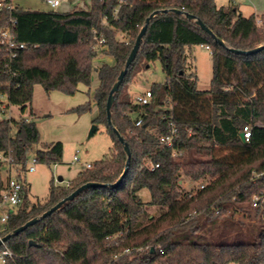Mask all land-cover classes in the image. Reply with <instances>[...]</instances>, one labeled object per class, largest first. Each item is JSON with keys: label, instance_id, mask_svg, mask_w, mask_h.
Segmentation results:
<instances>
[{"label": "trees", "instance_id": "1", "mask_svg": "<svg viewBox=\"0 0 264 264\" xmlns=\"http://www.w3.org/2000/svg\"><path fill=\"white\" fill-rule=\"evenodd\" d=\"M90 2L87 9L59 13L25 10L13 6L11 0H0L4 4L0 29L16 20V41L26 45L6 68L5 47L0 43V94L25 113L36 84L47 93L74 95L80 84L91 85L96 71L99 115L94 123L105 124L113 140L108 157L80 172L69 188H51L45 202H30L26 186L24 203L10 216L4 236L40 217L80 186L114 184L123 174L127 155L109 126L106 106L153 12L179 9L190 13L226 47L184 15L155 17L111 109L112 123L132 154L123 182L115 189L84 191L9 240L7 247L20 264H264V50L245 56L228 49L251 50L264 44V15L246 18L234 4L219 7L216 0ZM95 35L104 37L102 54L113 63L94 66L99 57ZM195 46L209 47L212 52L209 91L198 89V76L188 60L187 50ZM156 61L166 81L152 85L148 104L134 102L128 85L142 66ZM89 110V104L76 108L79 114ZM139 120L142 125L136 126ZM172 123L178 129V157L159 143ZM245 126L252 130L249 142L240 137ZM39 142L34 121L0 119V153L12 150L18 171H26L33 152L37 163L62 161L61 142L35 151ZM151 163L160 167L153 169ZM185 179L205 188L189 197L182 186ZM4 188L0 161V195ZM144 189L151 195L147 205L158 208V215H151L142 201ZM256 196L260 200L254 207ZM243 229L247 230L245 238L233 243L211 242L197 235ZM31 241L37 246L30 245Z\"/></svg>", "mask_w": 264, "mask_h": 264}, {"label": "rangeland", "instance_id": "2", "mask_svg": "<svg viewBox=\"0 0 264 264\" xmlns=\"http://www.w3.org/2000/svg\"><path fill=\"white\" fill-rule=\"evenodd\" d=\"M16 0H13L15 2ZM25 3H16L23 9L32 8L36 11L44 10L48 5L42 0H20ZM74 2V4H73ZM219 7H228L234 4L240 14L249 18L255 15L261 18L264 15V0H216ZM73 4V5H72ZM72 5V7H71ZM91 5L90 0H70L62 3L55 11H68L74 9H87ZM262 25L260 24V27ZM123 39V36L119 37ZM189 63L198 76V89L200 91H209L214 72V61L211 51L205 47L195 46L187 50ZM109 62L108 57L99 56L94 61V66L99 67L103 62ZM165 74L160 61L144 65L136 73L134 79L128 85V92L134 101L137 96L149 91L153 84L164 83ZM99 86L98 74L96 71L92 74L90 86L80 84L74 95H66L60 91L47 93L42 85L36 84L34 87V97L32 104L25 113L17 107L12 108L14 118H26L34 121L40 132V142L34 150H42L54 142H61L64 146L62 161L57 164L36 163L35 171H30L31 162L34 159V152L28 158L26 171H18L15 177L29 187V201L32 203L45 202L50 196L51 188L63 190L69 188L80 172L87 168V165L94 166L97 162L105 159L111 153L113 147L112 137L105 124H95L94 121L99 115V109L95 100L96 90ZM8 101L5 99V102ZM89 104L90 110L79 114L76 108ZM33 112V116L31 113ZM94 126L98 131L90 137V132ZM77 158V159H75ZM62 178V181L59 179ZM184 191L191 188V182L187 179L182 182ZM142 201L146 204L151 215H158L159 209L149 207L151 200L150 192L146 189L140 192ZM248 222L247 220H244ZM247 230L234 232H213L205 234L198 232V237L211 242L225 241L228 243L237 242L245 238ZM237 264V263H229Z\"/></svg>", "mask_w": 264, "mask_h": 264}, {"label": "built area", "instance_id": "3", "mask_svg": "<svg viewBox=\"0 0 264 264\" xmlns=\"http://www.w3.org/2000/svg\"><path fill=\"white\" fill-rule=\"evenodd\" d=\"M46 4L52 9H57L63 2L68 0H45ZM4 4L0 3V10L3 8ZM12 6H9L10 8ZM261 20H258V24H261ZM17 21L13 20L8 26L0 29V43L5 47V54L3 59L6 60V68H9V64L17 57L18 51L21 49H25L26 45L23 43H17L16 36L14 33V29L16 27ZM94 41L97 42V45L94 47L99 52V56H103L102 50L103 45L105 44V39L103 36L99 37L97 35L94 36ZM207 50L210 51L209 47H205ZM212 53V52H211ZM152 98V92L149 90L145 94L137 96L134 102L146 105L150 102ZM7 99L6 95L0 94V119H11L12 116L7 118L8 113L12 115V106L9 104L8 101L5 102ZM142 120L137 121L136 126H141ZM251 127L245 126L243 130L244 134V141L249 142L251 138ZM178 138V129L172 123L169 133L167 135L162 136L159 139L160 145L165 149L172 150V156L178 157L181 155V152L175 149V143ZM77 159V158H75ZM78 160V159H77ZM0 161L3 163V173L5 176V188L0 195V240H2L4 233L7 231V223L10 219V216L15 214L18 209L24 203V190L26 188V184L23 183L20 178L14 176L18 169L15 165V159L12 150L6 153H0ZM36 158L31 162L30 171H35V164ZM91 165H87V168H91ZM151 167L159 168L160 164H152ZM260 174V176H262ZM191 188L185 191V193L192 197L195 195L199 190L205 188V185H201L199 183L191 182ZM260 197L254 198L253 206L256 207ZM196 214V213H195ZM3 248L0 250V264H20L18 261V256L7 247V243H3L1 245ZM0 246V247H1Z\"/></svg>", "mask_w": 264, "mask_h": 264}, {"label": "water", "instance_id": "4", "mask_svg": "<svg viewBox=\"0 0 264 264\" xmlns=\"http://www.w3.org/2000/svg\"><path fill=\"white\" fill-rule=\"evenodd\" d=\"M167 13H175V14H178V15H184L189 20H194L196 22V24L205 33H207L209 36H211L218 44H220L221 46L226 47L225 42L220 40L213 33V31L204 24V22L202 20L197 19L196 16H194V15H192L190 13L184 12L183 10H179V9H164V10H158V11L153 12L146 19L145 25L142 27L140 33L137 36L135 44H134V46H133V48H132V50L130 52V55H129L127 61H126L125 67L120 72V74H119V76L117 78V81L115 82V84L113 85V87H112V89L110 91V94H109V97H108V101H107V106H106L109 126L112 129V131L116 134V136L118 137L119 142L123 145L124 151H125V153L127 155V163H126V167H125V170H124L123 174L120 176V178L114 184H102V183L90 182V183H86V184L80 186L74 192H72L67 198H65L64 200H62L58 204H56L54 207H52L50 210L45 212L40 217H37V218H34V219L30 220L24 226L19 227L18 229H16L12 233H9L5 237H3L2 240H0V246L3 243H7L12 238L20 235L22 232L26 231L28 228L36 225L40 221H42V220L46 219L47 217L51 216L53 213L59 211L63 207L64 204L73 201L77 196H79L84 191H87V190L92 189V188H100V187L101 188H113V189H115V188H117V187H119L121 185V183L123 182L124 178L126 177V175L129 172L132 154H131V150H130V147H129L128 143L126 142L124 137L120 134L118 129H116L114 127L113 123H112L111 109H112L113 103L115 101L116 93L119 91L121 85L123 84V81H124L126 75L129 72V68L131 67V65L133 64L135 59L137 58V55H138V53L140 51L141 43H142L143 38L145 37V35L147 33V30L149 28L150 22L155 17H157L158 15L167 14ZM228 49L231 52H233L234 54H237V55L251 56V55H255V54L263 51L264 50V44L259 45L258 47L254 48V49H251V50H238V49H234V48H228ZM97 131H98V127L94 126L92 128L89 136L92 137ZM240 137L244 141V134L243 133L240 135ZM59 180L62 181V178H60ZM30 245L37 246L36 242H34V241H31Z\"/></svg>", "mask_w": 264, "mask_h": 264}, {"label": "crops", "instance_id": "5", "mask_svg": "<svg viewBox=\"0 0 264 264\" xmlns=\"http://www.w3.org/2000/svg\"><path fill=\"white\" fill-rule=\"evenodd\" d=\"M17 2H20V3H22V4H25V3H23V2H21L20 0H16ZM16 1L15 2H13V0H11V2H12V5L13 6H15V7H20L17 3H16ZM43 1V3H45L46 4V1L45 0H42ZM70 0H68V1H66V2H63V3H67V2H69ZM73 4H74V2H73ZM72 4V5H73ZM72 5H71V7H72ZM71 7L69 6V8L67 9V10H65V11H60V13H67V12H72V10L71 11H68V10H70L71 9ZM21 8V7H20ZM25 10H33L32 8H28V9H25ZM44 10H46V11H55V10H52L49 6H47ZM74 10H78L77 8L76 9H74ZM73 10V11H74ZM56 12H59V11H56ZM108 60H109V62L110 63H113V59L111 58V57H108Z\"/></svg>", "mask_w": 264, "mask_h": 264}]
</instances>
